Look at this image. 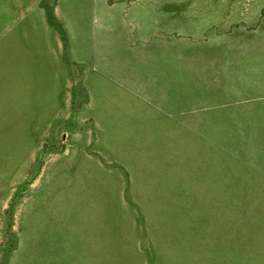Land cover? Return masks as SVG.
<instances>
[{
	"label": "rangeland",
	"instance_id": "obj_1",
	"mask_svg": "<svg viewBox=\"0 0 264 264\" xmlns=\"http://www.w3.org/2000/svg\"><path fill=\"white\" fill-rule=\"evenodd\" d=\"M171 135L155 222L135 157ZM105 206L96 264H264V0H0V264H95Z\"/></svg>",
	"mask_w": 264,
	"mask_h": 264
},
{
	"label": "crops",
	"instance_id": "obj_2",
	"mask_svg": "<svg viewBox=\"0 0 264 264\" xmlns=\"http://www.w3.org/2000/svg\"><path fill=\"white\" fill-rule=\"evenodd\" d=\"M8 106V105H7ZM140 115L138 118L141 119L143 117L141 111L144 108L141 106L140 108L135 109ZM172 127V126H171ZM157 137V136H156ZM161 143L157 146V150L160 152H169V156H164L159 161H154L156 158H152V155H149L147 158H143L142 156L135 157L136 165L139 168L137 173L139 174L140 183L142 181H146L147 187L137 185V188L141 190L142 200L139 205H148L154 212L153 220L155 222H159L158 212L159 210L165 211L166 219L164 221L173 223V137L169 136L168 140L166 136L161 137ZM146 148V147H145ZM144 148V149H145ZM155 149V148H154ZM154 164L155 167H154ZM152 165V166H151ZM149 182V183H148ZM145 190H147V194H145ZM138 195H140L138 193ZM148 201L152 204L150 206ZM100 214H95V229L100 225L103 228L101 232H92V234H88L85 232V236H83V232H80L78 237L79 242H85L84 249L88 245V251H84V256L90 255V259L92 256H95V264L97 263V256L101 255H109L112 254L113 251V238L112 234L107 231L108 230V218H107V206L101 210ZM36 220V229L38 226L37 219L41 220V218H34ZM43 219V218H42ZM49 222L46 221V218L42 220L43 228L45 231V242L46 252L42 254H60L64 249L76 250L80 253L79 245L76 241L72 243L71 240L67 239L65 236L63 237V233L60 231H50L51 226H47ZM30 220V224L27 225L26 236L27 240H31L32 243L35 244L34 240V231L35 227L32 225ZM60 229V227H59ZM63 232V231H62ZM99 233V234H98ZM84 237V238H83ZM70 243H72L70 245ZM69 244V245H68ZM67 245V246H65ZM37 246V245H36ZM66 253V252H65ZM170 253H173V248L170 250ZM85 261V257L83 262ZM84 264V263H83Z\"/></svg>",
	"mask_w": 264,
	"mask_h": 264
}]
</instances>
